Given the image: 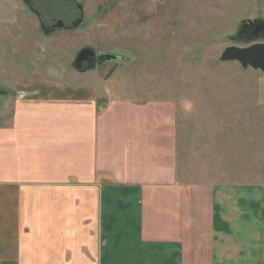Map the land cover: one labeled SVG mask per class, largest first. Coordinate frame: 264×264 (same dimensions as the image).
I'll return each instance as SVG.
<instances>
[{"label": "rangeland", "instance_id": "1", "mask_svg": "<svg viewBox=\"0 0 264 264\" xmlns=\"http://www.w3.org/2000/svg\"><path fill=\"white\" fill-rule=\"evenodd\" d=\"M72 1L83 12L75 28L79 10L58 0H28L32 12L0 0V117L18 85L88 87L108 119L99 144L115 160L133 149L137 167L150 156L185 188L264 190V73L219 60L228 47L264 44V0ZM47 11L57 16L41 22ZM59 21L63 30L42 32L40 22ZM84 48L117 59L79 73Z\"/></svg>", "mask_w": 264, "mask_h": 264}, {"label": "crops", "instance_id": "2", "mask_svg": "<svg viewBox=\"0 0 264 264\" xmlns=\"http://www.w3.org/2000/svg\"><path fill=\"white\" fill-rule=\"evenodd\" d=\"M30 88L0 117V264H264L263 189L115 160L94 90Z\"/></svg>", "mask_w": 264, "mask_h": 264}, {"label": "water", "instance_id": "3", "mask_svg": "<svg viewBox=\"0 0 264 264\" xmlns=\"http://www.w3.org/2000/svg\"><path fill=\"white\" fill-rule=\"evenodd\" d=\"M22 1L31 11V8L28 6V0ZM78 10L80 12V16L78 21L73 25V28L82 25L83 22V12L80 5H78ZM250 25H252V22L247 21V24L242 25L240 31L243 32ZM62 26L63 23L59 21L51 28H45V26H43L40 22L41 30L45 35L52 34L58 30H63ZM255 30L254 34H257L259 29L256 28ZM116 59V57L100 54L93 49L84 48L76 54L72 67L77 72L83 73L87 70L95 69L104 62ZM219 60L221 62L237 61L243 69L250 67L253 70H260L264 73V44H255L245 48L228 47L222 52ZM85 63L87 64L86 68L83 67V64Z\"/></svg>", "mask_w": 264, "mask_h": 264}, {"label": "trees", "instance_id": "4", "mask_svg": "<svg viewBox=\"0 0 264 264\" xmlns=\"http://www.w3.org/2000/svg\"><path fill=\"white\" fill-rule=\"evenodd\" d=\"M58 9H60V5L63 4V6L65 7V5H67V8L69 9L68 11H70V9L73 11L74 9H78V5L72 1V0H58ZM59 12V10H58ZM71 12V11H70ZM39 15V18L41 20V22H46L47 20H51L53 19L54 17H56L57 15L55 13H53L52 11H47L46 12V15L48 16V18L46 19L45 17H43L40 13H38Z\"/></svg>", "mask_w": 264, "mask_h": 264}, {"label": "flooded vegetation", "instance_id": "5", "mask_svg": "<svg viewBox=\"0 0 264 264\" xmlns=\"http://www.w3.org/2000/svg\"><path fill=\"white\" fill-rule=\"evenodd\" d=\"M53 26V25H52ZM52 26H50L49 28H51ZM45 28H47V27H45ZM97 63V62H96ZM86 66H87V64L85 63V64H83V67L84 68H86Z\"/></svg>", "mask_w": 264, "mask_h": 264}]
</instances>
